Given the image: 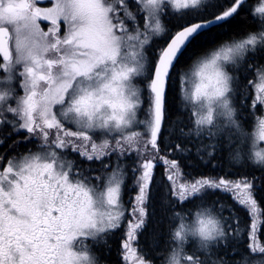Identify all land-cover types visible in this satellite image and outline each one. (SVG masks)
Here are the masks:
<instances>
[{
    "label": "snow or ice",
    "instance_id": "1",
    "mask_svg": "<svg viewBox=\"0 0 264 264\" xmlns=\"http://www.w3.org/2000/svg\"><path fill=\"white\" fill-rule=\"evenodd\" d=\"M40 2L0 0V264H103L94 246L117 231L123 264H264L257 177L194 178L181 164L194 144L202 162L226 151L230 167L264 172V0L258 28L223 41L248 0ZM174 76L179 128L166 121ZM161 191L170 227L157 261L139 236Z\"/></svg>",
    "mask_w": 264,
    "mask_h": 264
},
{
    "label": "trees",
    "instance_id": "2",
    "mask_svg": "<svg viewBox=\"0 0 264 264\" xmlns=\"http://www.w3.org/2000/svg\"><path fill=\"white\" fill-rule=\"evenodd\" d=\"M222 2H226V0H222ZM256 27V22L251 17L249 12H241L240 15L233 20L228 26H226L216 37L218 41H223L226 39H230L233 36L239 37L249 30H253ZM162 41H157V43H161ZM199 49H197L198 51ZM182 63H187V61H182ZM180 66H177L179 69ZM250 103V100H249ZM184 102L182 99V94L180 91V83L178 77H173V82L171 87L167 91L166 98V121L171 122L173 127L179 128L180 121L184 124H188V111L184 108ZM249 111H253L252 109L245 110V117ZM143 116V113H141ZM254 120L250 117L245 119V125L247 130H250ZM175 140V137L173 138ZM184 143H188V141H184ZM193 148V151L186 156L181 157L182 171L183 173L188 174L194 178L200 177H218V176H229L236 177L239 175H248V176H256L257 177V193L256 197L260 204L262 210V219L264 224V186H260L261 182H264V173L261 172L258 168L251 166L250 162L248 166L243 167H230L228 154L225 151L222 154H217V156L208 162H202L197 158L195 152V145H190ZM171 158V157H170ZM205 161H207V157H205ZM129 166L132 164V160H128ZM250 166V168H248ZM250 169V170H249ZM256 169V170H255ZM246 170V171H245ZM252 170V171H251ZM249 171V172H248ZM251 172V173H250ZM254 172V173H253ZM155 177L158 183L165 185L164 173L165 168L162 165H158L155 169ZM256 173V174H255ZM261 176V177H260ZM263 178V179H262ZM128 181H131V175L129 174ZM161 181V182H160ZM163 192L154 193L151 196L150 205H149V216L147 217L148 222V232L145 234L149 240V246L154 233H158L159 245L158 248H150L149 249L155 253L154 259L157 261L160 260V251L164 247L165 239L169 236V220L167 217V213L165 209L161 205L160 196ZM128 193L126 191L122 194V199L125 201L126 207L128 204L127 200ZM220 199L227 205H231V207L235 210V213L240 217V222L244 225H249V213L245 211L244 208L238 207L232 200L231 196L222 192H216L214 194H210L209 199ZM180 209L177 208V211ZM166 235V236H165ZM161 242V243H160ZM155 250V251H154ZM191 251V249H189Z\"/></svg>",
    "mask_w": 264,
    "mask_h": 264
},
{
    "label": "flooded vegetation",
    "instance_id": "3",
    "mask_svg": "<svg viewBox=\"0 0 264 264\" xmlns=\"http://www.w3.org/2000/svg\"><path fill=\"white\" fill-rule=\"evenodd\" d=\"M258 4H259V0H248V4L243 9V11L249 12L253 20L256 22L255 29L258 28L260 23L259 17L254 13V7L258 6ZM23 147H27V145ZM71 155H75V154H71ZM79 163L87 167V162L84 161L83 159H79ZM146 225L147 226H145L144 232L139 236V241L141 246H143L145 249H149L150 247L149 240L148 237L145 235L149 231L148 228H146L148 227V222L146 223ZM120 235L121 233L117 231V233L111 238L110 248H105L103 246H94L95 252L98 255L99 259L103 262V264H123L120 256V248L122 243Z\"/></svg>",
    "mask_w": 264,
    "mask_h": 264
},
{
    "label": "rangeland",
    "instance_id": "4",
    "mask_svg": "<svg viewBox=\"0 0 264 264\" xmlns=\"http://www.w3.org/2000/svg\"><path fill=\"white\" fill-rule=\"evenodd\" d=\"M37 6H39V7H50L51 6V0H41V2L40 3H38V5ZM51 25H50V22H45V21H41V27L45 30V31H47L48 30V28L50 27ZM133 83L137 86V87H139V88H141V89H143L144 88V82H143V78H137L136 80H134L133 81ZM184 102V101H183ZM253 110V109H252ZM254 111V110H253ZM256 114L257 115H260L261 113L259 112V111H256ZM140 115H141V113H140ZM254 125H255V121H254V123L252 124V127H251V129L250 130H248L249 132H254L255 131V127H254ZM155 175H156V173H155ZM161 182V181H160ZM163 182H164V184L166 185L168 182L164 179L163 180ZM122 194H123V192H122ZM229 195V194H228ZM258 206L260 207V204L258 203ZM260 209H261V207H260ZM193 215H194V213H193ZM126 216H127V213H126ZM259 219H260V221H259ZM148 221V220H147ZM250 221H251V217H250V215H249V227H250ZM257 224H258V226L259 225H261V224H263V219H262V210H261V214L259 215V217H258V219H257ZM147 226V225H146ZM172 226H174V225H172ZM146 228H148V227H146ZM143 232H144V230H143ZM168 234H169V232H168Z\"/></svg>",
    "mask_w": 264,
    "mask_h": 264
},
{
    "label": "bare ground",
    "instance_id": "5",
    "mask_svg": "<svg viewBox=\"0 0 264 264\" xmlns=\"http://www.w3.org/2000/svg\"><path fill=\"white\" fill-rule=\"evenodd\" d=\"M246 168V167H245ZM248 168H250V166L248 167ZM242 169V168H241ZM250 170V169H249ZM256 170V169H255ZM246 171V170H245ZM252 171V170H251ZM249 172V171H248ZM251 173V172H250ZM254 173V172H253ZM264 173V172H263ZM256 174V173H255ZM255 176V175H254ZM256 177V176H255ZM261 177V176H260ZM264 178V177H263ZM262 178V179H263ZM166 236V235H165ZM147 240V239H146ZM161 243V242H160ZM153 249V248H152ZM155 251V250H154Z\"/></svg>",
    "mask_w": 264,
    "mask_h": 264
},
{
    "label": "water",
    "instance_id": "6",
    "mask_svg": "<svg viewBox=\"0 0 264 264\" xmlns=\"http://www.w3.org/2000/svg\"><path fill=\"white\" fill-rule=\"evenodd\" d=\"M167 91H168V89H166V98H167Z\"/></svg>",
    "mask_w": 264,
    "mask_h": 264
}]
</instances>
